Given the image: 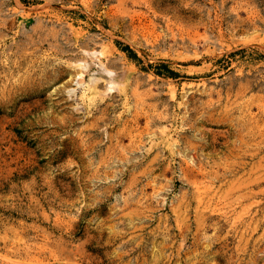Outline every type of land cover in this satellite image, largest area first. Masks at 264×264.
I'll return each mask as SVG.
<instances>
[{"label":"rangeland","instance_id":"obj_1","mask_svg":"<svg viewBox=\"0 0 264 264\" xmlns=\"http://www.w3.org/2000/svg\"><path fill=\"white\" fill-rule=\"evenodd\" d=\"M0 264H264V0H0Z\"/></svg>","mask_w":264,"mask_h":264},{"label":"bare ground","instance_id":"obj_2","mask_svg":"<svg viewBox=\"0 0 264 264\" xmlns=\"http://www.w3.org/2000/svg\"><path fill=\"white\" fill-rule=\"evenodd\" d=\"M92 53V52H91ZM89 57H90V59H91V62L90 63H88L87 61H85V62H82L81 63V67H82V69H84L83 71H81L79 74H78V76H77V80H76V84H81V82L83 81L82 79H83V76H84V72H85V70L89 67V65L91 64V63H93V61L96 59V54L95 53H93L92 55H88ZM110 75V74H109ZM109 85H110V89H113V88H115V83L113 82V80L109 83ZM73 91V90H72ZM72 93H74V91L72 92Z\"/></svg>","mask_w":264,"mask_h":264},{"label":"trees","instance_id":"obj_3","mask_svg":"<svg viewBox=\"0 0 264 264\" xmlns=\"http://www.w3.org/2000/svg\"><path fill=\"white\" fill-rule=\"evenodd\" d=\"M125 51H128L129 55H131V53H132L131 50H129L128 48H125ZM170 73H172V72H170Z\"/></svg>","mask_w":264,"mask_h":264}]
</instances>
